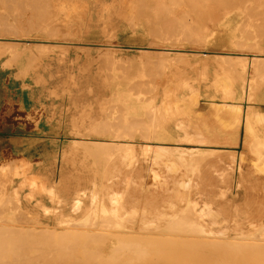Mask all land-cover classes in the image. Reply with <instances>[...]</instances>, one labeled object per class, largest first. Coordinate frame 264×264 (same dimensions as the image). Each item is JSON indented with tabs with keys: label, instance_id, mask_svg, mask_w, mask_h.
<instances>
[{
	"label": "rangeland",
	"instance_id": "1",
	"mask_svg": "<svg viewBox=\"0 0 264 264\" xmlns=\"http://www.w3.org/2000/svg\"><path fill=\"white\" fill-rule=\"evenodd\" d=\"M155 1L156 0H152V2ZM163 1L165 2V0H162L161 3ZM170 1L171 0H169V3ZM172 1L175 2V0ZM182 1L183 2L181 4L176 1L175 6L173 7L170 6L174 4L169 6V3L167 2L168 4H162L163 8L162 6L157 8L158 5L156 6V4H159V0L155 5H153L154 3L150 0V5H153L150 7H147L145 4L144 6V2L141 0H0V11L2 10L3 13H6L4 15L2 12L0 13V38L4 37V40L10 42L5 45L0 44V80L8 77L16 78L23 83L24 90L35 93L36 90L41 92L43 91L44 95H47L45 98L49 103L50 101H54L59 106L58 113L56 115H49L50 117L45 112L46 110H40L36 113L30 114L32 121L35 119L33 123L36 125L42 118L45 117L49 126H52L55 123L59 126L54 131H50L51 136H55L57 138L55 141H52V138L39 140L48 143L47 152L33 155L31 158L27 157V159L26 157H16V161L9 158L15 157V155L9 154L5 157L4 161L0 162V188L2 187L4 181L8 180L9 193L13 192L15 199L19 203L18 208L14 207L12 210H9V212H11L14 216V221L9 222V225L18 229V226H16L17 222L26 221L28 225L38 227L39 229L47 228L43 227L46 224L52 226L48 227V230L54 229L62 232L63 229H65V225L62 223L51 224L42 222L40 214L33 217L31 213L26 211L20 204V198H24V192L32 189L30 186L28 188L26 183L31 185L34 181L40 180L43 182L40 178L36 177V175L39 176L38 171L36 174L32 172L27 173V178H23L25 184L19 195L13 186L12 179L17 171L16 167H21V163L24 164V166L23 169L22 167L20 169L27 170L23 172L26 174V172L32 168V164H37L35 161L34 163L29 162L28 159L40 158L38 159L39 162H41L40 164L53 162L54 158L51 156L50 142L55 143L56 156L60 157V160H56V163L53 162V167H56V170H54V173L52 174L53 180L59 182L57 185L60 188H75L76 185H81V187H83L86 184L89 186L90 180H94L93 178H95V176L93 177V175H91L94 174V172L90 173V176L92 177H87V182H84L82 173H88L94 169V166L97 165L95 161L97 156V160H100L99 164L102 169L111 165L115 166V164H117L118 168L113 169V171L118 173V175L112 177L113 171L106 173L104 179L111 177V180L105 181V183L122 186V189L125 190L124 194L121 192V194H123L121 196L122 201L127 207L126 214L132 220L137 222L139 221L141 225H146V223H142L143 221L149 222L152 221V219L157 220L164 218L165 212L168 214L173 212L174 214L175 210L172 211L171 205H169L168 202L164 204L165 201L173 203L178 202L179 206L184 208V206H186L185 198L187 197H191L193 199L191 200L192 202L198 203L197 205L200 206H197L198 210H200L202 206H213L214 203V209L210 214H208V217L209 219L213 218L217 222L222 220L221 222H223L224 228L227 229L229 228V225L226 223V221H228L226 219L230 220L232 227H239L240 225L238 222L241 215H243V219L241 220L244 222L247 219V217L245 219L246 215H259L260 212L264 213V196L261 197L256 193L257 188L264 186V180L262 181L260 178H256L255 176L256 174L264 175V158L256 153L254 154L253 152H250V150L245 147L242 141L245 128L242 126L241 131L239 130L240 136L238 144H228L226 147H219L218 150L213 151L211 155L202 160L199 165L193 166L195 167L194 172L189 170V165L183 163L181 158L174 151L159 145L154 146V150L151 153L147 152L146 158L140 149V145L136 144L137 148L134 151V158L131 162H129L125 158L123 151L117 152L112 158L106 157L107 155L103 154L101 157L100 154H96L93 151L89 152L85 143H83L85 141H89L90 139L99 140L98 136L93 135V129L95 128L94 125H97V123L100 122L101 117L107 115L109 112V106L116 103V101L113 100V97L114 92L118 89V84H122V86L118 87H122L124 91L128 86H130L128 87L129 92L132 91V96L135 97V101L137 95L140 94L137 97V101L141 99L139 102H146L147 99V103H156L157 107L165 102V105H168L169 103L171 106V101H173V106L174 103H179L176 106L182 104L183 109L184 104L186 107V105L189 106V103L191 105V102L192 104L198 103L196 106L194 104L190 106L196 107H192L193 109L187 106L185 108L186 110H183L184 115H182L183 112H178L180 111L179 107L175 106L174 108V110L178 108V111H176L181 114L180 116L175 111L178 115H176L177 119L185 122L183 124V122L180 121L183 125L187 126L186 128L190 133L186 136L187 140L183 141V146L197 147L200 145L197 141L200 138L209 139L210 141L212 140L211 142L205 143L207 145H215L216 140L207 137L208 133H206V127H202L204 129L203 130L200 129L199 126L200 124L208 125V127L210 125L215 126L219 121H217V118L222 119L225 112L227 113L228 111V113L235 115V111L233 109L234 106L232 105L233 100L243 102V108L246 110L250 109L253 123L256 129L259 130V135L264 138V112L258 104V102L264 101V63H262V61L261 63L259 62V65L256 64L259 66L257 67L256 65H251L252 62L250 61V58L253 57L251 54L261 53L259 52L261 47L257 49L259 46L256 48L253 44L255 47L253 48L251 43L253 49H251L250 46L249 48L251 50L249 49V51L248 49L245 50V48L248 47L244 45L245 42L250 43L251 39L256 36L257 32L260 34L262 32L261 37L264 35L262 31L264 28L261 29V32H259L260 29L258 30V28H261L258 24H264V1L248 0L245 4L243 2L236 3L237 1L234 2V0H229L230 2L224 0H209L207 6L210 7L211 3H213L214 8L217 10L219 9L218 11L220 12L219 13L217 10L215 11V9H213V14L212 10L208 9L206 6L205 3L207 1L205 2V0L204 2L202 1L201 4L199 3L201 2L200 0L198 2V7L196 6L197 4H195L196 2L194 3L196 8H198V11L196 8L192 9V5L194 4L190 3V0L189 2L188 0ZM145 3L148 5V0ZM167 5L169 9L167 8L165 12L164 7H167ZM181 5L184 10L183 8H180ZM252 5L253 7H251ZM141 6H144L146 12ZM154 6H156L155 8L157 10ZM146 7L148 9H146ZM152 7L154 9H151ZM199 8H202L203 10L208 9L207 11L205 10L208 15L205 11V14H203V10ZM5 10L9 12V14ZM174 10H176L177 13ZM257 10L258 12H256ZM142 13L145 15L141 16ZM161 15L163 16L161 17ZM243 16L246 20H243ZM257 16L259 17L257 18ZM258 20L261 22L259 23ZM3 22L12 25L3 24ZM226 23L227 25L229 24L228 28L231 30L230 33L228 28L226 27V29L224 27L227 26ZM252 23L254 26L255 24L257 25L256 27L253 26L254 31L251 29L253 27H250V25L252 26ZM181 24L182 26H180ZM189 24L197 25L198 27H194L205 29L204 31L207 30L206 32L210 30L211 32L215 31L216 33H211L209 31L210 36L211 34H215L214 37L212 35L207 38L204 35L207 39L203 36V41H201L202 38L196 39L200 38V36L199 34L197 35V31L195 32L197 29L193 26L192 27L195 29V33L192 36V27L188 28ZM206 24L207 26H205ZM230 25L240 26L239 28L241 33L243 32L242 30H244V33H247L246 29L250 27L254 34V32H256L255 28H257L255 35L253 36L251 34L253 37H249L250 29H248V36L246 35L248 38L246 40H249L245 42L242 41V46L243 48L245 47L244 50L241 48L242 46H239L242 42H238L237 39H235L236 37L234 38L231 35L233 27ZM40 26H43L44 29ZM188 29L191 30L189 31ZM45 30L47 31L45 32ZM169 30L173 33L175 32V35L177 33L179 36L172 34L171 37L166 34V32L169 33ZM50 31L52 33H50ZM227 31L228 33L226 34ZM1 32L3 33L2 36ZM244 33L240 35L242 36V40L246 38L243 37L245 36ZM233 34L235 35V32H233ZM227 35H231L232 40H234V42L236 40L237 43H239L238 46L240 48L235 45L234 50L233 45L235 43L230 41V36H228L230 37V40H228ZM173 36L175 37L173 38ZM240 36L238 38L239 41H241ZM222 37L225 38V40H223ZM256 38L258 37L256 36ZM217 39H222L221 42H225L226 45ZM255 40L259 43L258 41H261L260 36L258 39L254 38V42L253 40L252 42L255 43ZM55 41L62 43L54 46L52 44ZM172 41L176 44L172 43ZM229 42L230 44H228ZM43 44H47L46 47H43ZM173 44L175 46H173ZM260 44L262 45L263 43ZM108 46H110V48H106ZM236 46L239 49H237ZM167 47L182 49L174 50L176 53H174L173 56L175 57L174 59L173 57L170 58L169 63L167 56H165V59L163 57L164 54L162 55L160 53L163 48ZM229 47L233 50L229 49ZM261 51H263V49ZM243 53L249 55L246 60L247 62L245 61L247 64L244 62L245 64L243 63V66H247V68H245L247 70V74H252L254 77L253 79L256 81L254 86L256 97L250 101L249 104L245 103V99L242 95H238V93L240 94L239 87H241V81H239L238 78L240 77L237 76L238 72L236 73V71H239L240 69H243L244 71L245 69L240 66L242 63H239L235 59L233 60L239 64L235 61L232 62L231 60L232 58L243 57ZM219 55L225 57L226 55H229L231 61L227 59L228 61L224 62L225 59L223 58L224 60L222 62L220 59L221 56ZM236 55L238 57H236ZM162 58L165 59H163L164 61L167 60V62H162ZM170 60H172L171 63ZM164 63H166V65H164ZM251 66H256L257 69L253 70ZM251 69L256 72L253 73ZM251 71L252 73H250ZM135 76H137L139 80V85H137L138 80ZM124 82H127L125 83V85L127 84V87L124 85ZM134 91H136V93ZM140 92H142V95ZM133 93H135L136 96ZM232 94H237L238 97L236 95L237 98H235ZM141 96L143 98L146 97V99L142 101L143 98ZM164 100L165 102H163ZM147 103L146 105H148ZM182 105H180L181 108ZM217 114L220 115L217 116ZM259 115L263 118L260 117V119L258 117ZM182 117L185 118L183 119ZM235 117L236 116H234V118ZM72 120L74 122H72ZM214 122L216 123L214 124ZM231 122L232 119L230 120V123ZM67 124H71L72 127L74 125L77 129H79L76 131L66 130ZM221 124L222 122L220 125ZM220 125L218 124V127ZM29 126L28 128L31 131H39V133H42L38 130L37 126L35 128H30L31 126ZM233 128V126L228 127V132L230 131L229 133H234L232 130ZM85 137L90 139L88 140ZM92 148L95 149L94 147ZM185 156H188V154ZM252 158L255 159L256 164L252 163ZM239 161L242 165L244 177L242 186L240 187L238 186V170L240 171V166L238 165L237 169H235L236 164ZM221 163L224 166L225 163H228L227 165L229 167L228 171L224 170V173H226L225 180L218 175L219 172L217 171L221 168ZM61 166L66 169L65 177L61 174ZM119 166L121 168L120 172H122V175L118 171ZM210 166L211 168H209ZM133 167L138 168V170L134 171V176L136 177L132 179L124 178L123 174L130 175ZM5 177H7V179ZM19 177L21 176L19 175ZM222 190L226 191L225 198H227V207H223L219 199L220 192ZM28 192L25 194H28ZM175 199L177 201H174ZM155 200L159 201L156 204H153ZM7 206H9V204H7ZM4 210H6L5 206L1 208L0 205V221L2 220L1 213ZM1 222L0 224H2ZM243 224H245V227H248V224H250L249 226L251 227V230L256 228L260 231L264 227L262 224H256L254 220L246 221ZM54 227L58 228L55 229ZM254 231L256 230H253V232ZM28 234L26 233L27 237L21 236L25 235L24 233L17 235L19 237H23L25 241L26 239H29V242L32 238L33 240L35 239L33 245L39 238L42 239V237L37 238L38 236L30 237L31 234ZM44 234L41 235L43 237L45 236L44 240L47 239V241H52L53 237H51L48 232ZM60 237L63 239V234L60 233L56 235V237L53 238V242L55 241V243L57 242L60 245ZM28 241L25 242V245H31L29 247V249H31L32 242L27 244ZM47 241L45 243L46 245L43 244L45 241L43 243L42 241L37 242L40 244L36 243L39 247V250L37 249L38 253L40 252L38 256H41L42 254V257H44L45 255L43 253L48 251V247L51 248V241L50 243L48 241V247ZM63 241H65V239L61 241L62 244ZM55 243H53L54 246ZM40 245H45L47 249L46 247L43 249ZM38 247H35L34 245L32 250L37 252L36 248ZM40 249L45 251L42 252ZM263 249L259 250L262 255L264 254L262 251ZM53 250L49 249V251H51H48L50 256L51 253H53ZM75 250H78V248H75ZM190 250L192 252L179 248L175 253H181L182 257L197 256L195 258H191L193 260H187L188 263L182 261L181 264H194L196 260L199 261L198 264H252V258H250V256L256 257L257 255L256 248L248 253L250 254L249 257H246L248 254L243 256L240 254L223 253L212 250L206 251L200 247L198 249L190 248ZM196 251L199 255L194 253ZM48 253L46 254L48 255ZM206 255H209V258L205 260L204 257ZM259 256L257 257L259 258ZM261 256L259 259L262 258ZM245 257L248 258L249 261L245 260ZM255 257H253V260ZM38 258L40 259V257ZM63 258L62 260L65 261L64 256ZM262 259L264 260V256ZM263 260H261V262H263ZM257 261L259 260L257 259ZM48 263L52 264L53 261L52 263L50 261ZM144 264L164 263L145 262ZM166 264L180 263L168 262Z\"/></svg>",
	"mask_w": 264,
	"mask_h": 264
},
{
	"label": "bare ground",
	"instance_id": "2",
	"mask_svg": "<svg viewBox=\"0 0 264 264\" xmlns=\"http://www.w3.org/2000/svg\"><path fill=\"white\" fill-rule=\"evenodd\" d=\"M129 1H131V0H129ZM132 1H134V0H132ZM141 1L144 2L143 5L145 4L147 7L148 6L150 7L152 5V4L150 5L152 0H151V2H149L150 0H148V5L145 3L147 0H141ZM161 1L162 0H159V4L158 3L156 4V2H158V0H156L155 2H152V3H154L153 5H155V4H156V6L158 5L157 8L159 6H162V4H164V3H166V4L169 3V0H165V2L163 1L162 3H161ZM176 1L180 2L179 4H181L183 2L182 0H175V2ZM199 1L200 0H198V1L192 0V2H191V0H190V3L194 4L196 2L195 4H197L196 6L198 7V4L199 3L201 4L202 1L204 2V0H201V2H199ZM224 1L230 2L229 0H224ZM235 1H237L236 3H238V2L245 3L248 0H234V2ZM260 1H264V0H260ZM142 2H139V3H142ZM171 2H173V1L171 0L170 3ZM175 2H173L171 4L169 3L168 5L170 6V5L174 4V5L170 6V7H173V6H175ZM188 2H189V0H188ZM205 2H206L205 3L206 6H207V3L209 2V0H205ZM26 3H27V1H26ZM187 4H189V3H187ZM195 4L192 5L193 6L192 9L196 8ZM261 4H262V2H261ZM168 5H167V7H164L165 12H166V9L168 8ZM182 5H181V7L180 6H178V7H180L182 9L183 8ZM144 6H141V7H143V9L145 11ZM156 6H154V8ZM217 6H218V4H217ZM230 6H232V5H230ZM17 7H19V6H17ZM147 7H146V9H148ZM210 7H212V8H210ZM210 7H208V9H211L212 14H213L214 13L213 9H215V11L217 9L214 8L213 3H211ZM233 7H234V5H233ZM251 7H253V5ZM154 8L152 7L151 9H154ZM162 8H163V6H162ZM196 9L198 11V8H196ZM199 9H202V8H199ZM242 9H244V8H242ZM183 10H184V8H183ZM205 10H203V12ZM225 10H227V9H225ZM3 11H4V9H3ZM22 11H23V8H22ZM174 11L176 12V10H174ZM1 12H2V10L0 11V13ZM16 12H18V11H16ZM19 12H21V11H19ZM193 12H195V11H193ZM205 12L203 14H205ZM256 12H258V10ZM7 13L9 14V12H7ZM244 13H246V12H244ZM253 13H254V11H253ZM4 14H6V13H3V15ZM170 14H171V12H170ZM143 15H145V14L142 13L141 16H143ZM166 15H167V13H166ZM207 15H208V13H207ZM259 15H262V14H259ZM6 16H5V18H6ZM162 16L163 15H161V17ZM252 17H254V16H252ZM258 17L259 16H257V18ZM5 18H4V20H5ZM204 19H205V17H204ZM162 20H165V19H162ZM186 20H188V19H186ZM243 20H246V19H244V16H243ZM249 20H250V18H249ZM246 22H248V21H246ZM260 22L261 21H259V23ZM3 24H9V23L3 22ZM9 25H12V24H9ZM189 25H188V28H191L192 26L193 27L197 26V25H190V26ZM226 25H227V23H226ZM258 25L261 27V28H258V30L260 29L259 32H261V29L264 28V24H262V25L258 24ZM180 26H182V24ZM205 26H207V24ZM228 26H229V24L227 26H224V27L228 28ZM230 26L233 27L231 35L234 38L236 37L235 39H237L238 42H242V41L245 42V41L249 40V39L246 40L248 38L247 37L248 31H249L248 29H250V27H253L254 24L252 23V26L250 25V27H248L246 25L248 27V29L243 27L244 29L247 30V33H244V30H242L243 32L241 33V30L239 28L241 26V24L239 27L235 26V25H233V26L230 25ZM256 26L257 25L255 24L254 27H256ZM40 27L44 29L43 26H40ZM186 27H187V24H186ZM193 27H192V30L191 29H188V30L189 31L191 30L193 32L192 36L197 31L196 33H197V35L199 34L200 38H196V37L195 38L196 39L202 38L201 41H203V38L205 36L207 38H209L212 35H213V37L215 35V34H211V36H210V32H211L210 30H209L210 32L209 31L206 32L207 30L204 31L205 29L197 28L198 26L194 27L197 30H195ZM254 27L251 28V29H253V31H254ZM180 29H181V27H180ZM208 29H210V28H208ZM237 29H239V30H237ZM251 29L249 32L250 33L249 37H253L255 35V33L257 32V28H255L256 32H254V34H253V31ZM52 30H53V28H52ZM194 30H195V32H194ZM198 30L199 31L202 30V31L199 32ZM46 31L47 30H45V32ZM48 31H49V29H48ZM228 31H229V33L231 32V30H229V28H228ZM228 31L226 32V34L228 33ZM238 31L240 34L238 33ZM262 31L264 33V29H262ZM171 32L172 31L169 30V33L166 32V34H168L170 36L172 34L175 35V32L174 33L173 32L171 33ZM214 32L215 31H212L211 33H214ZM233 32H235V35L233 34ZM50 33H52V32L50 31ZM206 33H208V34H206ZM243 33L245 35L243 37H246V38H244V40H242V36H240ZM257 33H256V36L258 38L260 36L261 41H263L264 35H263V37H261L262 32H261V34L260 33L257 34ZM2 35H3V33L1 34V36ZM176 35H177V33H176ZM231 35H227L228 40H230L229 38L231 37ZM175 36H173V38ZM177 36H179V35H177ZM228 36H230V37H228ZM239 36L241 37V41H239V39H238ZM256 36H254L251 39L250 43L249 42L244 43V45H246L248 47V48L244 47L245 50H247V49L249 50L250 48L251 49L255 48L254 45L256 46V48H257V46H259L257 49H259L261 47L259 49L260 50L259 52H261V53L251 54L253 56L252 58H250V61L252 62L251 65L252 64L256 65L259 62L261 63V61H262V63H264V60H263L264 59L263 58V56H264V53H263L264 52V48H263L264 47L263 46L264 41L261 42L260 40L259 41L257 40L259 42V43H257L255 40V43H253L254 38L258 39V38H256ZM165 37H167V36H165ZM3 38H0V44L1 45L2 44L5 45L7 43H10V42H7L6 40H4ZM176 38H178V37H176ZM182 38H183V36H182ZM262 38H263V40H262ZM170 40H172V39H170ZM219 40L221 42L222 39H219ZM223 40H225V38H223ZM252 40H253V42H252ZM187 41H188V39H187ZM230 41L234 42V40H232V37H231ZM237 41L235 40V42H234L235 44L233 43L234 44L233 48L235 47V45L238 46L239 43H237ZM243 42H242V44L240 43L239 46H242ZM61 43L62 42H56L55 41V42H53L52 45L56 46V45H60ZM172 43H175V42L172 41ZM221 43H225V42H221ZM251 43H252L253 48L251 46ZM260 43H263V44L261 45ZM228 44H230V42ZM256 44H258V45H256ZM46 45L47 44H43V47H46ZM225 45H226V43H225ZM225 45H223V46H225ZM231 45H232V42H231ZM173 46H175V45L173 44ZM237 46H236V48L239 49L240 47L238 46L239 47L238 48ZM106 48H110V46H108ZM241 48L244 50L243 46ZM229 49H231V48L229 47ZM262 49H263V51H261ZM174 50H182V49H174V48L167 47V48H163L161 50L162 52H160V53L162 55L164 54L163 57L165 59H166L165 56H167L168 63H169V59L172 57L174 59V57H175V56H173L174 53H176ZM231 50H233V49H231ZM234 50H235V48H234ZM179 53H181V52H179ZM228 54H230V53H228ZM239 54H241V53H239ZM204 55H205V53H204ZM242 55H243V57L241 56L242 59L236 55V57H238V58H232L231 60H232V62L236 60L239 63H242L240 66L245 69V68H247V66L246 65L243 66V65L247 62L246 60L248 59L249 55L244 54V53ZM219 56H221V55H219ZM226 57L221 56V58L220 57L219 58L221 59L222 62L224 59H225L224 62H227L228 60H230V56L226 55ZM164 58H162L161 61L167 62V60L164 61L165 60ZM233 59H235V60H233ZM241 61H243V62H241ZM171 62H172V60H170V63ZM238 62H236V63H238ZM164 65H166V63H164ZM256 66L255 67L251 66V67L254 70V69H257V67H259V66H257V67ZM239 71H236V73L238 72L237 76L240 77L238 79H239V81H241V85L239 84L241 86V87H239L240 88L239 89L240 94L238 93V95H242V97H244V99H245V103L249 104L250 101H252L256 97V92H255V87H254L256 84L255 83L256 81H255V79H253L254 77L252 76V74H247L246 69L244 71H243V69L240 72ZM252 71L250 73H252ZM255 72L256 71H253V73H255ZM241 73H243V74H241ZM135 77L137 78V76H135ZM127 80H129V79H127ZM137 80H138V78H137ZM130 82H131V79H130ZM138 82H139V80L137 81V83ZM125 83H127V82H124V85H125ZM133 84H135V83H133ZM137 85H139V83ZM118 86H122V84H120V85L118 84ZM118 86H117L118 89L114 92V97H113V100H115L116 103H114L112 106H109V108H108L109 112L107 113V115L103 116V114H102L103 117L100 118V122H98L97 125H94L95 128L93 129V135L98 136L99 140H91L90 138L85 137L88 140L90 139L89 141L83 142V143H85L87 150L89 152L93 151L96 154H100L101 157L103 154V155H107L106 157L112 158L117 152L123 151L125 158H127L131 162V160L134 158V155H135L134 151L137 148L136 144L140 145V149H141L142 153L146 156V158H147L146 153L147 152L151 153L154 150V146L159 145V146L165 147L166 149H170L171 151H174L181 158L183 163H185L186 165H189V170L191 172H194L195 167H193V166L199 165L202 160L206 159L209 155H211L213 151L218 150L219 147H221V146L226 147V145H228V144H230V145L238 144L241 126H242L243 128H245L244 129L245 131L243 134V140H242L245 147H247L250 150V152H253L254 154L256 153V154H258L264 158V138H262L261 135H259L260 134L259 130L256 129V127L253 123V119H252L250 109L246 110L245 108H243V105H244L243 102L233 100L232 105L234 106L233 109L235 111V115L228 113L229 111L227 113L225 112L222 119L217 118V121L219 120L222 122V124L220 125L221 122L218 121V124L220 125L219 127H218V124L216 123L217 121L214 122V124L216 123L215 126H217V127L211 126V125L208 127V125H201L200 124V126H199L200 129H203L202 127H206L205 128L206 133H208L207 137H209L210 139L216 140L215 145H212V144L207 145L205 143L211 142L212 140L210 141L209 139L207 140V139H201L200 138L197 140L200 144L199 146H197V147H186V146H183L182 143H183V141L187 140L186 136L190 133L186 128L187 126L183 125L185 122L177 119L176 115L178 114L181 116V114L178 112H183L182 115H184L183 110H186L185 108L188 105H186V107H185V104H184V109H183L182 104H180V105H182V108L180 107V105L176 106L179 103H177V104L174 103V106H173V103H172L173 101H171V103H170V104H172L171 106L169 105L168 102H167L168 105H165L166 102L164 100L163 102H165V103L160 105V106L158 105L159 107H157L156 103L155 104L151 103V102L147 103L148 101H147L146 97L143 98L141 96L143 98L142 101L144 99H146V102L145 101L139 102L141 100L140 98H139L140 100L137 101V99H138L137 97L140 94L137 95L136 101H135L134 100L135 97L132 96V91L129 92L128 87H130V86H128V87L126 86L128 88V89L126 88L127 90L123 86L125 91L122 89V87L120 88ZM131 88H132V85H131ZM134 92L136 93V91H134ZM135 93H133V94L135 95ZM140 93L142 95V92H140ZM232 95H234L235 98L238 97L237 94H236L237 97L235 94H232ZM166 100H168V99H166ZM153 102H155V101H153ZM146 103L148 105H146ZM193 104L191 102V105H193ZM197 104L198 103H195L194 105L196 106ZM191 105L189 103L188 107H190ZM175 106L179 107L180 111H178V108L174 110ZM195 106H192V107L194 108ZM192 107H190V108L193 109ZM18 111H20V110H18ZM21 111L23 112V115H24V116H22L24 118V122L26 124H29L31 126L30 127L28 125L30 128H35L37 126L35 123H33L35 121V119H34V121H32L29 112H27L23 108V106L21 108ZM175 111L177 114L175 113ZM18 114L19 113H17L16 115H18ZM218 115H220V114H217V116ZM234 116H236V117L234 118ZM258 117L263 118L261 115H259ZM258 117H256V118L259 119ZM231 119H232V122L230 123ZM12 120H14V119H12ZM16 120H18V119H16ZM180 121H182L183 124ZM205 121H206V119H205ZM231 125L235 128V129L234 128L232 129L234 133H229L230 131L228 132V130H227L228 127H232ZM24 127H26V126H24ZM188 128H189V126H188ZM31 139H32V137H31ZM30 142H31V140H30ZM32 143H34V142H32ZM91 146L94 147L95 149H93ZM185 153L188 154L189 157L185 156L186 155ZM16 157L18 158L19 155L18 156L15 155V157H9V158L16 161V159H17ZM96 158H98V156ZM59 160H60V158H59ZM16 169H18V167H16ZM110 169H111V167L106 168V171H108ZM17 173H18V171H16L15 175ZM106 173H108V172H106ZM116 175H118V173ZM5 178L7 179V177H5ZM108 179L110 180L111 177H108ZM113 185L115 187V184H110L109 186L102 185L101 187H98L96 189L93 188L94 190L92 191V193H87V194L85 193L86 195L80 199H77V201L75 200L74 197H71V199L69 200L70 206H66L65 208H62L60 210L54 209L55 211H52L48 214L47 213L40 214V218L42 219V222H44V223H51V224L52 223L53 224L54 223H62L63 225H65V227H64L65 229H63V231L60 232V231H56L54 229L48 230L47 229L48 227H52L51 225H48V224L43 226V227H47L44 229H39L38 227L28 225V223H26V221H20L21 223L17 222L16 226H18V229H16L14 226L9 225L10 224L9 222L14 221L13 220L14 216L12 215L11 212H9V210H12L14 207L18 208L19 203L15 199L14 193L13 192L9 193V181L5 180L2 187L0 188V205H1V208L4 206L6 208V210L2 211V213H1V219H2L1 221L2 222L0 221L2 223V224H0V264H49L48 263L49 261L51 263L53 261L54 264H144L145 262H152V263L161 262L164 264H166L168 262L169 263L179 262L181 264L182 261L185 263H188L187 260H193L191 258H195L197 256L182 257L181 253L175 254L179 248L191 251L190 248L198 249L199 247L206 250V251L212 250V251L223 252V253L240 254L243 256H245L251 250H254L256 248L257 255H256V257L253 256V257H255L254 260H253V257L250 256V254H248V256L246 255V257L250 256V258H252V264H254V262H255V264H257L258 262H259L258 264H260L261 260H263L262 258L264 256V254L262 255L259 252V250L264 248V227L260 231H259V229L254 231V232H253V230H250V233L247 232L248 234L245 232H239V231L236 232V231L231 230L230 228L229 229L224 228L223 222H221L222 220H220V222H217L213 218L209 219V217H208V214H210L213 211L215 205L214 206H212V205L202 206V208L200 210H198L197 209L198 203L192 202V201H190L189 203H186L187 205L184 206V208H182L176 204V205H174V208H172V211L175 210L174 214H173V212L171 214H168L165 212L164 218L157 219V220L152 219V221H149V222L143 221L142 223H146V225H141L139 223V221L137 222V221L132 220L126 214L127 213V207L124 204V202L122 201V196H121L124 194L125 190L122 189V186H121L120 187L121 191H120V188L118 187L117 188L118 190H116L114 192H110V189L113 188ZM75 188H78V185H76ZM75 190L76 189H73L74 192H75ZM121 192L123 194H121ZM157 201L158 200H155L153 202V204H156ZM7 204H9V206H7ZM214 225H219V226L215 227ZM54 228L56 229L58 227H54ZM47 232L53 238L56 237V235L61 233V234H63V236H64L63 239H65V241H63V244H62L61 241L63 239H61L62 237H60L61 241H60V245H59V243H57V242L55 243V241L53 242V238H52V241L48 240L49 243L51 241V244H52L51 248H49L47 239L44 240L45 236L44 237L41 236L42 234L47 233ZM23 233L25 235H21ZM26 233L27 234L30 233L31 235L28 234V235H30V237L31 236L32 237L38 236L37 238L42 237V239L39 238L38 241H36V243L41 242V241L43 243L45 241L43 243V244H45L47 241L48 251H49V249L53 250V247H54V250H53V253H51V256L48 253V251H46V253H48L49 256L44 252L45 250H43L44 247H46L45 246L46 244L43 246L40 245V247L43 248L42 250L40 249V251L44 252L43 254L45 256L43 255L44 257H42V254H41V256H38V254L40 252L38 253L39 247H38V245H36V243L34 245H35V247L36 246L38 247V248H36L37 252H35V250H32L34 247L33 243L35 240V239L33 240V238L30 240V242L28 241L29 239L28 240L26 239V241L29 242V243L27 242V244H30L32 242V247H31V249H29V247L31 245L30 246L25 245L26 241L23 239V237H19L17 235V234H19L21 236L27 237ZM54 240H56V239H54ZM53 243H55V246ZM37 244H40V243H37ZM49 246H50V244H49ZM47 247H46V249H47ZM75 248H78V250H75ZM66 251H68V252H66ZM262 251L264 252V249ZM49 252H51V251H49ZM194 253H196V255H199V253H197V251ZM63 254H65L66 256ZM258 254L262 255V256L260 255L262 257L261 259H259L260 256ZM63 256L65 257V261L62 260ZM257 256H259V258ZM38 257H40V259ZM246 257H245V260H248V258H246ZM204 258H205V260L208 259L209 255H206ZM257 259L259 261H257ZM198 262L199 261L196 260L194 264H198ZM261 264H264V260H263V262H261Z\"/></svg>",
	"mask_w": 264,
	"mask_h": 264
},
{
	"label": "crops",
	"instance_id": "3",
	"mask_svg": "<svg viewBox=\"0 0 264 264\" xmlns=\"http://www.w3.org/2000/svg\"><path fill=\"white\" fill-rule=\"evenodd\" d=\"M26 91L27 90H24L23 83L16 78L8 77L3 80H0V162L4 161L5 157L9 154H14L16 156L19 155V157H26L27 159V157L31 158L33 157V155L42 154L44 152H47L48 143L42 142L39 140L52 138V141L53 140L55 141V139H57L55 136H51V133H50V131H54L56 128L59 127L58 125H56V123L52 126H49L48 122H46L45 117H44L37 124L38 130H40L42 133H39V131H31L27 127L28 125L24 122V118L22 117L24 115H23V112L21 111V108L23 106V108L27 112H29V114L36 113L37 111H40V110L41 111L46 110L45 112L49 116L52 114L56 115L58 113L59 106L54 101H50L49 103L45 98L47 95H44L43 91L41 92L39 90H36V93L31 92V91H27V92ZM258 104L261 106V110L264 112V101L258 102ZM18 110H20L21 112ZM17 113L19 114L16 115ZM10 119L11 120L14 119V120L11 121ZM72 122L74 121L72 120ZM66 130L76 131L78 129L74 125L72 127L71 124H67ZM50 149H51V156L54 158L53 162L56 163V160H59L60 157L56 156L55 143L50 142ZM38 159L40 158L28 159L29 162L34 163L35 161L37 164H32V168H30L28 172H26V174L23 172L27 170H22L24 164L21 163L22 169H20L21 167L18 165L19 166V168L17 169L18 173L12 179L14 189L17 191L19 195V193H21L22 191V187L25 184L24 179L27 178V173L32 172L36 174V172L38 171L39 176L36 175V177L40 178L43 182L38 180V181H34L33 183H31V185L26 183V186L28 188L30 186L32 189L28 190L29 192L28 191L24 192V198H20L21 206L26 211H29L33 217H35L37 214H43V213L48 214L52 211L60 210L62 208H65L66 206H70L69 200L71 199V197H74L75 200L77 201V199L82 198L87 193H92L94 189L101 187L102 185L109 186L110 184L108 185L104 182L110 181L111 179L110 180L108 178L104 179V176L106 175V172H110V171H113V169L118 168L117 164H115V166L111 165V166L106 167V168L111 167L110 170L106 171V168L102 169V167H100L99 161L96 158L95 161L97 165L94 166V169L88 173L87 172L82 173L84 182H87V177L88 178L92 177L90 176V173L94 172V174H91V175H93V177L95 176V178L94 180H90L89 182L90 186H88V184L85 183L86 185L84 184L85 186L83 187H81V185H78V188L71 187V188L65 189V188L58 187L57 184L59 182L53 180L52 174L54 173V170H56V167H53L54 163L51 161L52 163L48 162L46 164H40L41 162H39ZM251 161L252 163L256 164L255 159L252 158ZM24 163H27V162H24ZM238 163L236 164L235 169H237L238 165L240 166V171L238 170V173H239L238 186L240 187L242 186V181L244 177H243V170H242L241 162L239 161ZM227 164L228 163H225V166H224L221 163V168L217 170L219 172L218 175L221 176L223 180H225L226 178V173H224V170L228 171L229 169ZM211 166L209 168H211ZM60 170H61V174L65 177L66 169L61 166ZM119 170H120V166H119L118 171ZM131 170L132 171L130 175L123 174L124 178L132 179L136 177L134 176V171L138 170V168L133 167ZM121 173L122 172H120V174ZM116 174L117 173L113 171L112 177H115ZM19 175L21 177H19ZM255 176L256 178H260L262 181L264 180V175L256 174ZM118 187L120 188L121 186L115 184V187H114L113 185V188L110 189V192H114L118 190L117 189ZM73 189H76L75 192L73 191ZM120 191H121V188H120ZM27 192L28 194H25ZM256 193L257 195H260L261 197H263L264 196V186L257 188ZM225 194H226L225 190H222L220 192L219 199L223 207L228 206V204L226 203L227 198H225ZM191 200H193L191 197H187L185 198V203H189ZM174 201H177V200L175 199ZM167 202L169 203V205H171V208H174V205L176 204L179 205L178 202L173 203L169 201H165L164 204H166ZM48 204H51V205H48ZM213 206H214V203H213ZM241 219H243V215L240 216V220ZM245 219L246 220L244 222L254 220L256 224H262V226H264V213L263 212H260L259 215L258 214L246 215ZM226 220H228L226 221V223H228L229 228L233 231H236V232L239 231V232L246 233L248 230L249 232L251 230V227L249 226L250 224H248V227L247 226L245 227V224H243L244 222H242V220L241 221L239 220L238 222L240 225L239 227H232L230 224V220L229 219H226ZM214 226L217 227L219 225H214ZM253 230H258V229L255 228Z\"/></svg>",
	"mask_w": 264,
	"mask_h": 264
}]
</instances>
